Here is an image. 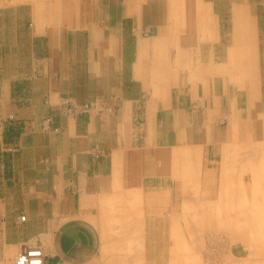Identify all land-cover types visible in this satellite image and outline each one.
<instances>
[{
    "label": "crops",
    "instance_id": "crops-1",
    "mask_svg": "<svg viewBox=\"0 0 264 264\" xmlns=\"http://www.w3.org/2000/svg\"><path fill=\"white\" fill-rule=\"evenodd\" d=\"M254 148L264 0H0V264H157Z\"/></svg>",
    "mask_w": 264,
    "mask_h": 264
},
{
    "label": "bare ground",
    "instance_id": "bare-ground-1",
    "mask_svg": "<svg viewBox=\"0 0 264 264\" xmlns=\"http://www.w3.org/2000/svg\"><path fill=\"white\" fill-rule=\"evenodd\" d=\"M242 143H243V141H242ZM256 151H257V149H256ZM258 153H259L258 151L255 153L254 152L253 153L252 152L247 153L248 154L247 156L250 158V160H249L250 161V171L249 172L252 175H250V177H249L250 179L247 180V182L245 180L244 184L241 183L243 185V186H241V188L238 187L237 181L242 180V179L237 177L236 181H235V187L234 188H219L218 198L213 202H209L206 204L204 203V205H207V206L203 205L202 209H199V210H201V212H198L199 213L198 217L200 218V220L198 219V220L192 221L191 219L192 218L196 219L197 215H194V213H189L190 214L189 220L192 221V223H191L192 225L187 224V226H188L187 232L189 233L190 236L193 234V231H194L190 227H194V226H198V227L204 226L205 227L208 225L209 227H211V226L217 227V228L221 227V229H223L224 232L229 236L230 242L233 245L235 243H238V242H244L243 243V244H245L244 250H241L238 253L236 252V255L238 254L240 257H238V256L232 257V259L229 260V262L231 264H259L260 261H262V263L264 264V188H262V189L260 188L261 186L259 185L258 179L255 175L257 172V169L259 168V166H258L259 162H257V160H256ZM245 156L243 155V157H245ZM238 158H236V159H238ZM233 168H234V166H233ZM240 168H241V166H240ZM262 169L264 170V167ZM233 171H234V169H233ZM242 171H243V169H242ZM201 175H203V174H201ZM231 186H232V184H231ZM208 190H209V188H208ZM208 190H207V192H208ZM243 193H245V194L248 193V195H249L248 201H250V203L247 200L246 201L243 200L244 203L240 204V202H242V199H243V198H241ZM259 193H261L262 195L259 196ZM171 206L173 207V205H171ZM230 209H231V211H228ZM216 210H217V212H216ZM127 220L130 221V218ZM189 220H188V223H189ZM199 229H201V228H199ZM138 232H139V230H138ZM139 237L141 238L142 235L141 236L139 235ZM138 245H140V243H138ZM138 249H140V248H138ZM138 249H137V251H138ZM138 255H136V256H138ZM140 255H141V252H140ZM188 257H189V260H188V262H189L192 260L193 257L191 255H189ZM143 261H144V259H143ZM194 261L192 260L191 262H194Z\"/></svg>",
    "mask_w": 264,
    "mask_h": 264
},
{
    "label": "rangeland",
    "instance_id": "rangeland-1",
    "mask_svg": "<svg viewBox=\"0 0 264 264\" xmlns=\"http://www.w3.org/2000/svg\"><path fill=\"white\" fill-rule=\"evenodd\" d=\"M256 149L258 148L252 149L251 152L252 153L257 152L258 150L256 151ZM262 168L263 165L261 166V169ZM241 171L242 168L239 170V178L244 177L242 176L244 169L242 172ZM255 175L258 179L259 185L261 186L260 188L261 189L264 188V170L262 169L260 171L258 168ZM237 185L239 188H241L242 184L240 180L237 181ZM260 195L262 194L259 193V196ZM175 196H177L175 202H176V206H178L179 205L178 203L180 201L179 194L178 195L176 194ZM193 196L196 199L199 198L198 194H194ZM248 197H249L248 193L246 194L243 193L241 197L243 199L242 202H240V204L244 203L243 200L248 201ZM248 202L250 203V201ZM200 206L201 207L203 206V201H201ZM199 209L202 208L190 209L189 213H194V215H197L196 219L193 218L191 219L192 221L198 219L200 220V218L198 217L199 214L198 212H201V210ZM176 211L180 213L182 210L178 209ZM228 211H231V209ZM188 220L189 219L186 218L184 220V223H182L180 222L181 218H178L177 215H175L174 221L176 222H174L173 224H166V223L161 224L162 222H159V224L157 225L158 228L157 264H171V263L172 264H231L229 260L232 259V257H236V256L240 257L238 254L236 255V252L238 253L239 251L244 250V246H245V244H243L244 242H238L233 245L230 242L229 236L224 232L223 229H221V227L219 228L213 226L209 227L208 225L205 226L206 228L204 226L190 227L191 229L194 230L193 234L190 236L189 233L187 232L188 231L187 224L192 225L191 224L192 221L189 220L188 223ZM162 221H164V218L162 219ZM177 221H179V223H177ZM172 237L174 239H171ZM142 244H143L142 250L148 251L149 246L144 248V242H142ZM189 255H191L193 258L195 257L194 259L192 258L193 261L195 260L194 262H191L192 260L188 262ZM146 260L145 257H142L141 264H147ZM259 264H263L262 261H260Z\"/></svg>",
    "mask_w": 264,
    "mask_h": 264
},
{
    "label": "built area",
    "instance_id": "built-area-1",
    "mask_svg": "<svg viewBox=\"0 0 264 264\" xmlns=\"http://www.w3.org/2000/svg\"><path fill=\"white\" fill-rule=\"evenodd\" d=\"M94 106V103L86 104L81 108V110L89 111ZM44 257V250L40 246L24 244L15 259V264H43Z\"/></svg>",
    "mask_w": 264,
    "mask_h": 264
}]
</instances>
